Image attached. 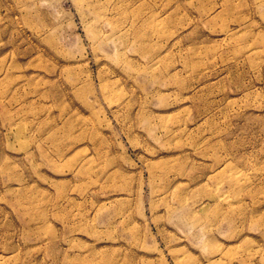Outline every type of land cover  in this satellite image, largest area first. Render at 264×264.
<instances>
[{
  "label": "rangeland",
  "instance_id": "obj_1",
  "mask_svg": "<svg viewBox=\"0 0 264 264\" xmlns=\"http://www.w3.org/2000/svg\"><path fill=\"white\" fill-rule=\"evenodd\" d=\"M189 261L264 264V0H0V264Z\"/></svg>",
  "mask_w": 264,
  "mask_h": 264
},
{
  "label": "bare ground",
  "instance_id": "obj_2",
  "mask_svg": "<svg viewBox=\"0 0 264 264\" xmlns=\"http://www.w3.org/2000/svg\"><path fill=\"white\" fill-rule=\"evenodd\" d=\"M178 259V258H177ZM187 264H190V261L189 262H187ZM195 264V263H194Z\"/></svg>",
  "mask_w": 264,
  "mask_h": 264
}]
</instances>
